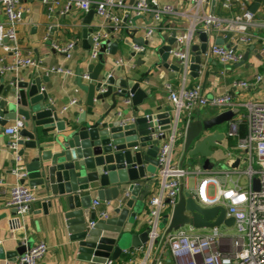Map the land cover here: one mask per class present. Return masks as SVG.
Here are the masks:
<instances>
[{"label": "built area", "instance_id": "obj_1", "mask_svg": "<svg viewBox=\"0 0 264 264\" xmlns=\"http://www.w3.org/2000/svg\"><path fill=\"white\" fill-rule=\"evenodd\" d=\"M186 1L191 10L188 27L183 33L175 35L179 47H172L168 52L169 60L178 66L180 80L177 88L170 82L163 84L167 99L172 105L169 112L170 128L154 134L159 139L155 156L157 165L154 172L146 177V182L149 183V192L145 199L147 241L138 248L141 250V256L136 264H149L152 261L154 264H264V100L241 101L229 92L207 97L202 93L200 85L189 84L187 77L189 47L198 32H204L207 38L231 34L228 46L212 43L205 52L222 65L239 62L243 50L257 38L260 39L261 49L264 50V22L257 20L261 0L254 11L250 7L255 0H221L219 4L222 9L231 11L232 8H237V12L229 17L211 12V0ZM42 2L48 16L57 9L60 14H67L72 8H77L84 12L91 10L100 19V23L90 34V59L97 57L101 41L117 40L120 30L124 26L134 27L136 19L144 13L152 14V22L144 28V38L147 41L153 37L162 16L175 13L171 6L160 5L157 0H134L132 4L125 0ZM0 9L4 14V21L0 22V75L12 74L19 79L18 74L26 69H34L46 76L57 74L62 79L72 74L71 68L64 63L43 65L40 58L20 45L17 39V25L28 11L20 0H0ZM261 18L264 21V10ZM257 29H262L263 34L258 36ZM74 46L75 43L70 41L64 46L54 48L67 59ZM133 49L143 51L145 47L134 44ZM115 64L120 67L125 65V61L117 58ZM82 79L88 80V75L83 74ZM262 83V75L255 74L249 79L234 80L232 86L240 90L252 84ZM43 89L41 86L40 90ZM73 93L59 108L61 115L72 106H80L79 89L75 88ZM130 96L123 99L122 105L116 110L119 117L124 115L123 108L130 106ZM205 106L238 110L228 122L226 130V137L234 139V146L238 151L235 156H228L229 160L239 158L236 168L224 164L220 165L223 167L213 164L206 169L200 164L191 168L174 161L173 151L177 142L182 141L185 127L193 113ZM241 108L244 109L243 112L240 111ZM23 127L24 121L20 118L4 128V133L9 136L7 148L13 162L12 173L18 180L10 189L6 206L15 208L18 216L27 213L35 200L31 187L22 181L26 178V172L19 154L18 140L19 131ZM253 177L259 182L257 191L251 188ZM241 178L243 182L240 181ZM180 189L190 192L194 201L202 207H224L226 216L234 219L230 227L233 231L228 232V227L224 225L204 229L187 225L164 233V228L159 229L160 220L165 214L170 216ZM129 197L127 185H122L115 199L100 201L95 198L91 201L90 209L96 213L97 218H107L115 208L124 207ZM100 204H103L104 208L97 210ZM20 243L25 244V237L20 239ZM47 248L45 242H37L26 248L14 261L3 260L0 264H36ZM122 252L130 254L129 250ZM101 264L120 263L117 259L108 257Z\"/></svg>", "mask_w": 264, "mask_h": 264}, {"label": "water", "instance_id": "obj_2", "mask_svg": "<svg viewBox=\"0 0 264 264\" xmlns=\"http://www.w3.org/2000/svg\"><path fill=\"white\" fill-rule=\"evenodd\" d=\"M133 2L130 0L129 4ZM259 3L260 0H255L250 9L256 10ZM92 13L88 11L86 18L89 19ZM175 35L173 31L156 51L164 68L178 71V66L170 63L168 58L173 44L179 47ZM197 36L200 44L189 47V75L192 77H197L204 61H209V58L204 60L202 57L207 50V35L198 32ZM230 36L227 33L224 37H215L214 44L228 46ZM83 43L87 49L90 48L85 39ZM107 45L111 47L108 52L114 54L117 40L101 41L99 52H106ZM247 56L248 52H245L236 65H242ZM101 66V63L90 64L89 82L86 85L79 83L86 93L85 109L74 111L71 115L67 113L65 118L49 100L47 92L40 90L39 77L30 81L11 77L5 84L4 76L0 75V125L4 126L9 120L23 119L24 127L19 131L18 144L35 153L25 167L28 185L45 189L48 198L42 202V212L46 214L53 207L62 217L69 239L76 243L79 257L96 264H101L108 257L118 259L124 247L138 249L146 243V230L131 232L137 211L129 210L135 201L142 202L149 192L146 177L154 172L157 165L155 156L159 138L154 134L170 128L168 111L152 112L132 119L124 115L119 117L113 111L117 99L123 100L131 95V104L137 106L146 98V92L137 80L114 77L107 71L99 75ZM41 79L46 80L44 77ZM106 98H109L110 106L95 116V102H103ZM236 112L237 109H228L206 119L190 120L181 141L183 158L200 160L203 169L210 168L215 149L226 137V132L220 129L228 125ZM32 127H41L44 131L35 134ZM52 128L55 134L50 133ZM22 152L20 150L19 154ZM222 162L221 165L236 168L239 158ZM122 185H127L130 192L125 206L115 208L107 218H97L90 209L89 190H95L100 201H110L118 196ZM251 188L255 191L259 188L256 177L251 179ZM82 192L85 194L80 196ZM16 214L13 208L11 215ZM5 216L0 213V220ZM127 217L128 222H125ZM233 221V217L226 216L224 207H202L194 201L190 192L180 189L170 216L163 215L159 228H164V233L187 225L195 229L219 225L230 228ZM15 224V220H9L8 228ZM28 247L29 244L18 243L10 251L0 243V261H14Z\"/></svg>", "mask_w": 264, "mask_h": 264}, {"label": "crops", "instance_id": "obj_3", "mask_svg": "<svg viewBox=\"0 0 264 264\" xmlns=\"http://www.w3.org/2000/svg\"><path fill=\"white\" fill-rule=\"evenodd\" d=\"M129 3L130 0H125ZM221 0H211L210 11L221 16L229 17L237 12V8H232L231 11H226L220 7ZM20 2L28 8L21 22L17 25V39L20 45L29 50L34 56L40 58L43 65H56L60 63L66 64L72 70V74L62 79L60 75L50 74L48 76L37 72L34 69H26L18 74V78L25 81H30L34 77L40 78V84L47 92L51 102L59 108L65 104L68 99L73 96L75 88L79 89L80 106H72L61 115L63 118L68 113L71 115L74 111H83L85 109L86 93L80 88L81 85H86L88 80L82 79L83 74H88V68L91 65L101 63L99 75L107 71L112 73L114 77H124L134 79L140 82V87L146 92V98L142 102L133 106H125L124 117H135L152 112H170L171 103L167 99V92L163 87L164 82H170L174 88L178 87L180 73L168 67L164 68L161 65L159 55L156 49L166 42V39L173 31L177 35L183 33L188 27L190 8L186 0H157L160 5H169L175 13L171 15H163L160 25L155 30L151 40L144 38V28L152 22V14L144 13L135 21V26L128 28L124 26L120 30L117 38V47L114 54L108 52L110 46L105 47L106 52H99L95 59L88 57L89 49L84 46V39L90 45V34L100 23V19L92 13L91 17L86 18L87 12L77 8H72L67 14H60L59 9L48 16L47 9L42 0H20ZM264 0H261L259 6L258 18L259 22H264L262 11L264 10ZM4 21V14L0 9V22ZM131 29H135L134 32ZM91 30V31H89ZM256 34H263L262 29H257ZM46 38V39H44ZM215 37L207 38V48L214 43ZM73 41L74 48L70 52V57L63 58V54L54 46H64L67 42ZM114 40H111L112 42ZM142 43L145 49L143 51H135L133 45ZM192 44L199 45L200 41L197 34L192 38ZM173 47H177L176 43ZM262 44L260 39H256L253 44H250L243 50V54L248 52L247 60L242 65L237 66V63L230 65H222L209 54H204L202 57L209 61L202 64L197 77L187 75L189 84H199L202 93L207 97L219 95L225 92L234 94L235 98L241 101H258L264 100V50L261 49ZM2 50L0 48V54ZM117 58H122L125 65L118 67L115 64ZM171 63V61H170ZM80 76H79V74ZM255 74H261L263 83L257 84L246 89H235L232 86L234 80L249 79ZM12 74H5V84L9 82ZM46 78L42 80L41 78ZM123 100L117 99L114 112L122 105ZM110 106L109 98L103 102H95V116H98L106 111ZM122 110V111H123ZM228 110L224 107L205 106L202 109L194 112L191 120L206 119L218 112ZM243 108L240 109L243 112ZM238 111V110H237ZM72 118V116H70ZM20 118V117H19ZM18 119V118H17ZM14 120H9L4 126L0 125V213L6 216L0 220V243L5 250H14L20 239L25 237V244L33 246L37 242L43 241L47 244L46 252L37 260L36 264H96L91 260L80 258L77 253V245L71 241L65 230L62 217L53 209H48L45 214L42 212V202L48 198V195L42 187H31L35 194V200L31 203L27 213L22 216H12L13 207L6 206V202L10 195V189L18 181L12 173L13 162L11 153L7 148L9 136L4 133V128L10 125ZM183 125V123H181ZM31 129V128H30ZM35 134H41L44 130L41 127H32ZM226 132L227 126L224 129ZM50 133L55 134L54 128ZM229 138L224 140L217 147H225ZM230 143V140L228 141ZM231 144V143H230ZM234 146V143L231 144ZM235 148V146H234ZM236 149V148H235ZM23 150L21 158L23 161L24 170L29 164L30 158L35 153L27 148L20 146L19 151ZM145 151V148L143 149ZM233 152V151H232ZM231 153V152H230ZM236 154L231 153V156ZM174 161L182 165H189L191 162L200 163V160H193L188 157L183 158L181 150V141L177 142L173 151ZM229 160L228 157L223 160ZM222 162V163H223ZM211 165L213 161L211 160ZM221 165V164H220ZM227 166V164H224ZM223 167V166H220ZM27 173V172H26ZM20 181V180H19ZM23 183L28 185L26 176ZM91 201L96 196L95 190H89ZM85 192L80 193V196ZM145 199L142 202L135 201L132 208L129 210L137 211L135 223L132 226V233H139L145 230L146 222V203ZM104 208L103 204L97 207V210ZM112 213V212H111ZM110 213V215H111ZM109 215V216H110ZM15 220L16 224L11 229L8 228V221ZM125 222H128V217ZM122 250H129L130 254L121 253L119 257L126 258L122 261L117 259L118 263L128 262L136 264L141 256L140 249H129L124 247ZM151 264V262H149Z\"/></svg>", "mask_w": 264, "mask_h": 264}, {"label": "rangeland", "instance_id": "obj_4", "mask_svg": "<svg viewBox=\"0 0 264 264\" xmlns=\"http://www.w3.org/2000/svg\"><path fill=\"white\" fill-rule=\"evenodd\" d=\"M227 138V137H226ZM228 141H229V139H228ZM227 141V145L225 146V147H222V146H220V147H217L216 149H215V152H214V154H213V156H212V161H213V164L214 165H216V166H220V164H221V161H223L225 158H227L228 156H229V154H231V153H233L234 152V154H236L238 151L234 148V146L233 145H231L229 142ZM233 151V152H232ZM231 152V153H230ZM253 164H255V158H254V161H253ZM200 165V163H196V162H191V163H189V167H191V168H194V167H196V166H199ZM241 182H243V178H241V180H240ZM191 183H192V181H191ZM161 220H162V218H161ZM161 220H160V222H161ZM160 229V228H159ZM228 230V232H232L233 231V229L232 228H228L227 229ZM127 238V237H126ZM127 241V239L125 240V242Z\"/></svg>", "mask_w": 264, "mask_h": 264}, {"label": "trees", "instance_id": "obj_5", "mask_svg": "<svg viewBox=\"0 0 264 264\" xmlns=\"http://www.w3.org/2000/svg\"><path fill=\"white\" fill-rule=\"evenodd\" d=\"M229 140H230V143H231V144H233V143H234V139H232V138H229ZM119 260L125 261V260H127V257H126V258L119 257Z\"/></svg>", "mask_w": 264, "mask_h": 264}]
</instances>
